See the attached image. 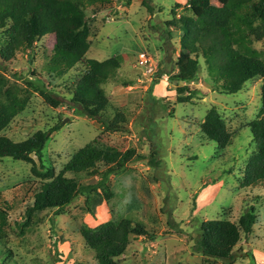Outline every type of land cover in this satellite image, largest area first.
Here are the masks:
<instances>
[{"label": "rangeland", "instance_id": "obj_1", "mask_svg": "<svg viewBox=\"0 0 264 264\" xmlns=\"http://www.w3.org/2000/svg\"><path fill=\"white\" fill-rule=\"evenodd\" d=\"M111 1V10L93 16L95 33L88 58H121L117 75L103 88L110 99L109 118L123 116L125 130L108 132L71 106L72 86L84 68L48 74L44 65L54 46L49 36L31 51L18 52L0 74L21 89L28 81L48 87L61 103L53 107L33 92L25 111L3 133L21 142L38 131L59 127L42 159L57 174L77 151L90 145L122 153L135 150L147 160L140 161L136 155L113 176L110 201L93 193L78 197L61 215L53 209L37 213L32 228L20 237L14 223L24 220L39 181L31 173V164L0 159L1 205L9 215L7 236L0 242V264H106L104 252L118 245L105 242L90 248L81 232L125 217L145 223L148 235L133 238L113 264H264V186L245 189L242 185L244 168L256 149L247 126L259 117L261 80L248 83L235 95L221 94L213 89L201 58L199 78L191 83L199 93L191 102L178 103L176 90L184 84L177 86L169 79L176 73L180 34L168 36L172 29L167 23L172 9L177 4L186 6L188 0H132L130 6ZM256 49L264 53V42ZM143 55L156 68L152 73L139 64ZM212 107L219 109L232 134L226 150L201 131ZM34 160L39 167L41 163ZM80 181L94 184L99 179ZM248 206L255 207L257 224L254 233L234 248L232 260L207 259L198 253L203 221L221 219L224 211V219L237 222Z\"/></svg>", "mask_w": 264, "mask_h": 264}, {"label": "trees", "instance_id": "obj_2", "mask_svg": "<svg viewBox=\"0 0 264 264\" xmlns=\"http://www.w3.org/2000/svg\"><path fill=\"white\" fill-rule=\"evenodd\" d=\"M130 6L132 0H117ZM111 0H0V70L17 58L18 52L31 51L40 40L53 37L54 46L44 70L48 74L65 75L83 66L77 84L72 86L71 106L84 116L100 124L108 132L125 130L120 114L109 118L110 99L103 86L114 78L121 68V58L107 60L88 58L92 50L90 37L95 33L91 23L101 12L111 10ZM182 9V10H181ZM182 14H178V11ZM94 16V18H93ZM168 36L180 34V48L176 59V73L170 81L177 86L178 103H188L199 90L191 83L199 78L200 59L205 63L213 89L221 94L235 95L248 83L261 80V109L259 117L248 124L256 149L243 171L245 189L264 186V53L256 44L264 42V0H188L186 6L177 4L167 23ZM158 85L155 80L154 87ZM152 91V88H151ZM38 93L47 104L60 105V99L48 87L28 81L21 89L13 86L0 74V159L11 158L32 165L31 173L39 181L33 193V204L25 211V218L14 223L17 235L24 237L32 228L34 216L46 210L65 213L78 197L93 193L106 201L114 198L111 189L113 176L123 171L138 154L124 153L115 148L102 150L92 145L77 151L64 169L55 170L42 164L43 152L55 127L49 132L38 131L30 138L14 142L4 131L15 117L25 111L31 94ZM202 133L216 142L222 150L232 144V134L218 108L212 107L201 125ZM140 161L146 157L138 155ZM34 158L41 163L37 166ZM152 164V163H151ZM94 184H85L80 178H95ZM36 183V182H34ZM0 242L7 236L8 212L1 205ZM203 221L197 251L207 259L232 260L234 248L254 233L257 215L254 206H248L237 222L224 219ZM82 237L90 248L105 242L118 246L104 252L106 264L125 254L135 237L148 235L142 221L125 217L108 221L96 228L85 227Z\"/></svg>", "mask_w": 264, "mask_h": 264}, {"label": "built area", "instance_id": "obj_3", "mask_svg": "<svg viewBox=\"0 0 264 264\" xmlns=\"http://www.w3.org/2000/svg\"><path fill=\"white\" fill-rule=\"evenodd\" d=\"M139 64L141 66L147 67L149 68L150 73H152L156 68L153 67V65L150 62V59L147 55H143L140 60H139Z\"/></svg>", "mask_w": 264, "mask_h": 264}, {"label": "crops", "instance_id": "obj_4", "mask_svg": "<svg viewBox=\"0 0 264 264\" xmlns=\"http://www.w3.org/2000/svg\"><path fill=\"white\" fill-rule=\"evenodd\" d=\"M201 199L199 198L198 202L200 201ZM210 200V199H209ZM202 201V200H201ZM200 203V202H199Z\"/></svg>", "mask_w": 264, "mask_h": 264}]
</instances>
